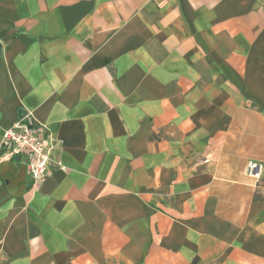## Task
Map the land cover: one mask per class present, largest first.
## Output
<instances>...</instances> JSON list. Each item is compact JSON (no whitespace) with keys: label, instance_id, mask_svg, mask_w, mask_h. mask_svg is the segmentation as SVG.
Wrapping results in <instances>:
<instances>
[{"label":"crops","instance_id":"crops-1","mask_svg":"<svg viewBox=\"0 0 264 264\" xmlns=\"http://www.w3.org/2000/svg\"><path fill=\"white\" fill-rule=\"evenodd\" d=\"M29 111L0 264H264V0H0V139Z\"/></svg>","mask_w":264,"mask_h":264},{"label":"built area","instance_id":"built-area-1","mask_svg":"<svg viewBox=\"0 0 264 264\" xmlns=\"http://www.w3.org/2000/svg\"><path fill=\"white\" fill-rule=\"evenodd\" d=\"M58 146L60 141L54 136L48 124L38 120L34 113L29 111L24 118L16 120L3 131L0 139V157L7 159L22 157L33 185L37 187L51 174L50 164ZM57 164L66 170L61 161ZM262 171V163L253 161L248 163V175L259 179Z\"/></svg>","mask_w":264,"mask_h":264},{"label":"rangeland","instance_id":"rangeland-1","mask_svg":"<svg viewBox=\"0 0 264 264\" xmlns=\"http://www.w3.org/2000/svg\"><path fill=\"white\" fill-rule=\"evenodd\" d=\"M261 179V177L258 179V181Z\"/></svg>","mask_w":264,"mask_h":264}]
</instances>
